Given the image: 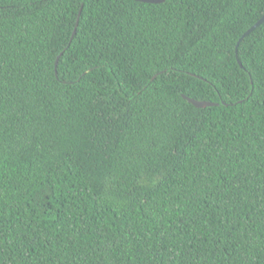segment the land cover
Returning a JSON list of instances; mask_svg holds the SVG:
<instances>
[{"label": "trees", "instance_id": "1", "mask_svg": "<svg viewBox=\"0 0 264 264\" xmlns=\"http://www.w3.org/2000/svg\"><path fill=\"white\" fill-rule=\"evenodd\" d=\"M263 14L0 0V264H264Z\"/></svg>", "mask_w": 264, "mask_h": 264}, {"label": "water", "instance_id": "2", "mask_svg": "<svg viewBox=\"0 0 264 264\" xmlns=\"http://www.w3.org/2000/svg\"><path fill=\"white\" fill-rule=\"evenodd\" d=\"M132 1H137V2H141V3H147V4H162L164 3L166 0H132ZM79 16L80 13L78 14V18H77V22H76V27L74 29V31L72 32V37L75 35L74 32H76V28L78 25V20H79ZM264 23V14L263 16L254 24L250 27V29H248L247 31H245L241 37L237 40V44H236V48H235V56H236V60L238 62V64L241 66V63L238 59V46L239 44L242 42V40L245 39V37H247L249 34H251L254 30H256L261 24ZM72 39V38H71ZM59 57L60 55L57 57L56 62H55V73L57 74V65H58V61H59ZM182 98L184 100H186L188 103L192 104L194 107L196 108H207V107H214L217 106L218 103H214V102H210V101H198L192 98H189L185 95H182Z\"/></svg>", "mask_w": 264, "mask_h": 264}]
</instances>
